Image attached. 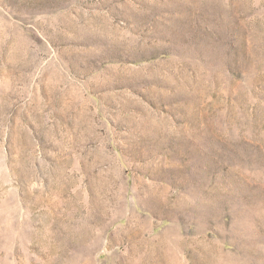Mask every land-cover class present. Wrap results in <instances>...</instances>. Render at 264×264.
Returning a JSON list of instances; mask_svg holds the SVG:
<instances>
[{"label": "rangeland", "instance_id": "rangeland-1", "mask_svg": "<svg viewBox=\"0 0 264 264\" xmlns=\"http://www.w3.org/2000/svg\"><path fill=\"white\" fill-rule=\"evenodd\" d=\"M0 264H264V0H0Z\"/></svg>", "mask_w": 264, "mask_h": 264}]
</instances>
